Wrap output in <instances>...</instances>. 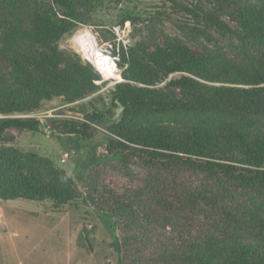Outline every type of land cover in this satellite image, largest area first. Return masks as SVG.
<instances>
[{"label": "trees", "instance_id": "trees-1", "mask_svg": "<svg viewBox=\"0 0 264 264\" xmlns=\"http://www.w3.org/2000/svg\"><path fill=\"white\" fill-rule=\"evenodd\" d=\"M54 1L70 10L67 0ZM163 1L186 19L211 26L220 24L211 13L182 5L178 0ZM33 3L37 5L36 0H0V62L8 64L5 69L10 78H4L0 65V115L4 116L0 118V140L9 128L36 131L41 125L35 118L9 116L30 113L39 101L53 97L73 103L98 88L99 75L93 67L70 65L69 54L55 47L70 32L69 22L59 21L51 11L33 9ZM69 17L75 18L73 14ZM242 22L264 36V9L244 8ZM39 47L45 49L44 54L38 52ZM120 60L121 67H127L120 74L122 81L108 95L114 106L122 108L118 123H110L101 107L84 121L58 123L48 119L45 127L58 134L79 135L82 141L95 137L96 126L105 127L117 137L113 145L118 150L156 170L170 174L179 170L204 173L207 190L184 191L169 197L163 189L155 191L154 203L171 215L189 218L203 214L204 207L215 209L220 198L236 190L257 188L259 199L264 202V134L255 135L258 119H264V59L259 66L248 67L195 55L185 46L174 45L151 53L122 50ZM170 74L176 75L167 83L169 94L152 88ZM142 108L173 117L174 121L166 125H135ZM7 151L23 157L17 150ZM8 156L10 163L15 157L10 153ZM21 166L11 162L0 170L1 200H49L61 209L77 199L62 189L25 177ZM102 167H92L86 183L95 184L90 177ZM92 188L88 197L99 201L92 203L94 211L117 227L132 234L135 231L134 246L121 243V250L133 253L146 264H170L175 260L173 250L154 231V221L148 215L132 216L123 202L110 199L109 192ZM89 198L85 197V202ZM260 227L263 228L253 240L239 236L207 239L189 249L184 259L190 264H264V221Z\"/></svg>", "mask_w": 264, "mask_h": 264}, {"label": "rangeland", "instance_id": "rangeland-1", "mask_svg": "<svg viewBox=\"0 0 264 264\" xmlns=\"http://www.w3.org/2000/svg\"><path fill=\"white\" fill-rule=\"evenodd\" d=\"M67 1L70 10L54 0H36L37 5L31 6L46 13L51 11L59 21L69 22L70 32L55 47L69 54L70 65L95 67L75 42L85 31L96 39L101 53L117 57L115 63L120 74L127 67L126 64L121 67L119 61L122 50L151 53L156 48L169 50L174 45H182L195 55L248 67L259 66L264 59V36L254 33L250 25L242 22V10L246 7L262 10L264 0H178L182 5L213 14L219 26L175 14L163 0ZM70 14L75 18L69 17ZM1 20L0 17V32L3 30ZM38 52L44 54L45 49L39 47ZM0 65L4 78L10 79L6 71L8 64L0 62ZM96 73L98 88L82 100L66 103L63 98L53 97L39 101L38 107L30 113L9 116L35 118L41 125L36 131L16 128L5 131L0 140V170L11 162L22 164L20 172L25 177L62 189L77 199L61 209H56L49 200L0 199V264H146L120 248L121 243L134 246L135 231L132 234L117 227L94 211L92 203L99 201L88 197L93 186L109 192L113 201L123 202L126 212L132 216L146 214L154 221V231L164 238L175 255L170 264H190L184 259L187 251L207 239L239 236L253 240L263 228L260 222L264 221V202L259 199L257 188L233 191L226 198H220L215 209L204 207L203 214L189 218L171 215L156 206L155 191L163 189L169 197L184 191L207 190L209 185L204 173L179 170L170 174L156 170L118 150L113 145L117 137L105 127L96 126L97 133L90 141H82L75 134H58L45 127L48 119L58 123L84 121L101 107L110 123L120 121L122 108L114 106L108 95L122 78L115 73L112 78L116 80L104 81ZM175 75H168L152 88L169 94L171 89L167 83ZM139 112L135 125L153 122L166 125L174 121L173 117L147 108ZM258 120L256 136L264 134V119ZM8 149L17 150L23 157H15L16 153ZM9 153L15 157L10 163ZM64 153L68 154V159L62 163ZM96 165L103 167L90 177L95 183L91 185L86 180L90 169ZM85 197L89 198L87 202Z\"/></svg>", "mask_w": 264, "mask_h": 264}, {"label": "bare ground", "instance_id": "bare-ground-1", "mask_svg": "<svg viewBox=\"0 0 264 264\" xmlns=\"http://www.w3.org/2000/svg\"><path fill=\"white\" fill-rule=\"evenodd\" d=\"M75 40L80 52L86 59L92 62L104 79L115 77L114 71L116 66L114 61L107 55L101 53L96 39L89 31L79 34Z\"/></svg>", "mask_w": 264, "mask_h": 264}, {"label": "built area", "instance_id": "built-area-1", "mask_svg": "<svg viewBox=\"0 0 264 264\" xmlns=\"http://www.w3.org/2000/svg\"><path fill=\"white\" fill-rule=\"evenodd\" d=\"M108 57H110V56H108ZM111 58V60H113L114 61V63L118 60L117 59V57H110ZM90 62V61H89ZM90 64H92L91 62H90ZM93 65V64H92ZM94 66V65H93ZM115 66H116V63H115ZM93 69L96 71V72H98L99 74H100V76H101V78L104 80V81H113V80H116V78H111V79H104L103 78V76L101 75V73L99 72V71H97L96 70V68L95 67H93ZM115 73L120 77V73H119V70H117V67H116V71H115ZM119 80V79H118ZM120 81V80H119ZM67 159H68V154L67 153H64L63 155H62V157H61V162L62 163H65L66 161H67Z\"/></svg>", "mask_w": 264, "mask_h": 264}, {"label": "water", "instance_id": "water-1", "mask_svg": "<svg viewBox=\"0 0 264 264\" xmlns=\"http://www.w3.org/2000/svg\"><path fill=\"white\" fill-rule=\"evenodd\" d=\"M49 134H52V132H51V131H49Z\"/></svg>", "mask_w": 264, "mask_h": 264}]
</instances>
